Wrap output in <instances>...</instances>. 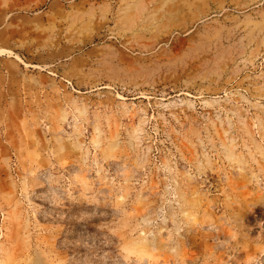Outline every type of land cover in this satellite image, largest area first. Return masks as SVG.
Here are the masks:
<instances>
[{
    "label": "rangeland",
    "instance_id": "1",
    "mask_svg": "<svg viewBox=\"0 0 264 264\" xmlns=\"http://www.w3.org/2000/svg\"><path fill=\"white\" fill-rule=\"evenodd\" d=\"M0 264H264V0H0Z\"/></svg>",
    "mask_w": 264,
    "mask_h": 264
}]
</instances>
